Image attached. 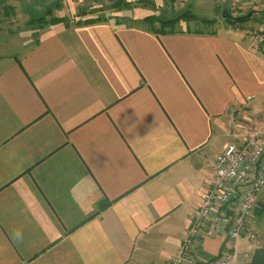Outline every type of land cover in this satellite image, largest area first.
<instances>
[{
    "label": "crops",
    "instance_id": "0c3cea01",
    "mask_svg": "<svg viewBox=\"0 0 264 264\" xmlns=\"http://www.w3.org/2000/svg\"><path fill=\"white\" fill-rule=\"evenodd\" d=\"M245 2L264 31V4ZM147 12L6 43L0 264H168L180 249L236 119L264 103V45L247 25L157 34ZM226 244L198 252L218 264Z\"/></svg>",
    "mask_w": 264,
    "mask_h": 264
},
{
    "label": "rangeland",
    "instance_id": "374dc122",
    "mask_svg": "<svg viewBox=\"0 0 264 264\" xmlns=\"http://www.w3.org/2000/svg\"><path fill=\"white\" fill-rule=\"evenodd\" d=\"M117 1L118 0H0V60L9 54L7 49L10 47L6 44L9 43V41L15 43L12 45L13 48H17L18 50L23 49L25 46H32L34 42L36 43L37 36L51 26L58 24H62L63 26L75 25L80 18H85V20H87L92 18L103 19L114 17L118 19L115 15L124 9H149V12L144 15L143 21H145V17L153 15L156 20H154L152 24L145 21L150 27H161V20H175L176 24L173 27L176 32H180L183 29L195 32H207L220 28L221 26H233L227 22V19L230 18H225L223 14L225 10L230 11L229 5H227L226 2L227 0L221 2L218 0H157L158 5H156V3H151L150 0H136L133 2L131 1L129 7L116 9L113 6ZM204 1H209L211 7H204ZM245 1L247 0H241L239 6L242 5V7H240V9L236 7V10H234L239 14H246L245 17L239 18L243 19L241 20L242 22L236 24L238 26L247 25L251 28L253 27L252 33L255 31L254 29L259 32H264L260 28V25L256 23L255 18L253 20L255 24L253 21L249 22L252 18L254 8L256 7H252L251 2L247 3ZM257 1L261 3L259 0ZM145 2L150 3L146 4ZM97 6H101L102 8L94 12L90 11ZM245 18L247 20L244 21ZM202 19L215 20V23H205L202 22ZM128 21L133 20L130 19ZM170 28L172 27L167 26V30ZM18 32H24L28 35L26 45H23L25 42L24 40H18L19 37L13 36ZM251 36L253 35L251 34ZM235 124L238 130H233V137L237 140L235 142L239 143H242L252 132L263 130L264 103L259 105L258 110H256L255 107H248L247 117L244 119L239 118V120L236 119ZM260 211H262L260 214L256 212L250 217L247 230L239 240L244 243V248H240V244L237 245L239 264L250 263L254 253L259 249H264V206Z\"/></svg>",
    "mask_w": 264,
    "mask_h": 264
},
{
    "label": "built area",
    "instance_id": "2783aa9c",
    "mask_svg": "<svg viewBox=\"0 0 264 264\" xmlns=\"http://www.w3.org/2000/svg\"><path fill=\"white\" fill-rule=\"evenodd\" d=\"M226 2L230 19L245 17L246 14L234 11L242 7L241 0ZM254 30L253 39L264 45V32ZM214 171L213 182L191 216L180 249L168 264H207L198 252L200 240L206 236L221 237L227 243L218 264H239L238 242L250 217L264 206V129L219 152L214 159Z\"/></svg>",
    "mask_w": 264,
    "mask_h": 264
},
{
    "label": "trees",
    "instance_id": "16d2710c",
    "mask_svg": "<svg viewBox=\"0 0 264 264\" xmlns=\"http://www.w3.org/2000/svg\"><path fill=\"white\" fill-rule=\"evenodd\" d=\"M143 2V1H141ZM131 5V2H121V3H116L113 7L116 8V9H119V8H122V7H129ZM184 16V15H183ZM182 18V17H181ZM99 20H102V18H92V19H87L83 22L85 23H93V22H96V21H99ZM144 20L146 22H150V24H152V22L155 19V17L153 15H150V16H147L144 18ZM241 20L243 19H227V22L230 23L231 25L233 26H237L238 25L236 23H239V22H242ZM247 20L246 18L244 19V21ZM57 21V20H56ZM144 21V22H145ZM54 22V21H53ZM202 22H205V23H215V20H208V19H202ZM176 24V21L175 20H161V27H151L152 31L157 33V34H163V33H174L176 32V30H174V25ZM236 24V25H234ZM167 26H171L172 28H170L169 30H167ZM37 42V41H36ZM262 211H257L258 214H260ZM213 261L217 260L216 257L212 258ZM246 264H264V249H259L257 250L254 255H253V258H252V261L250 263H246Z\"/></svg>",
    "mask_w": 264,
    "mask_h": 264
},
{
    "label": "water",
    "instance_id": "95a60500",
    "mask_svg": "<svg viewBox=\"0 0 264 264\" xmlns=\"http://www.w3.org/2000/svg\"><path fill=\"white\" fill-rule=\"evenodd\" d=\"M223 14H224V17H225V18H230V15H229L228 10H225ZM248 16H249V15H248Z\"/></svg>",
    "mask_w": 264,
    "mask_h": 264
}]
</instances>
